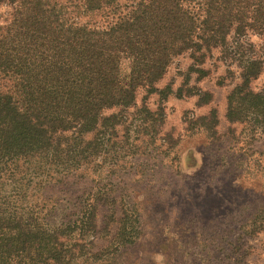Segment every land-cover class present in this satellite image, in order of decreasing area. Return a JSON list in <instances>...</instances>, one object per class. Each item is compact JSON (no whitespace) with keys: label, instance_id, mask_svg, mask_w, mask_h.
<instances>
[{"label":"trees","instance_id":"1","mask_svg":"<svg viewBox=\"0 0 264 264\" xmlns=\"http://www.w3.org/2000/svg\"><path fill=\"white\" fill-rule=\"evenodd\" d=\"M0 7V264H71L87 246L84 236L113 221L119 242L133 241L134 219L127 210L115 219L107 193L85 195L75 216L60 222L40 199L92 174L97 181L118 128L133 115L141 125L158 116L144 100L136 106L137 90L166 97L172 88L157 83L176 56L188 52L198 78L214 49L237 61L225 117H251L264 133V87L251 86L264 70V0H0ZM76 12L101 22H81ZM122 59L130 61L127 77ZM190 93L199 104L211 100L207 91ZM198 120L216 134V110ZM99 206L110 208L103 228Z\"/></svg>","mask_w":264,"mask_h":264},{"label":"rangeland","instance_id":"2","mask_svg":"<svg viewBox=\"0 0 264 264\" xmlns=\"http://www.w3.org/2000/svg\"><path fill=\"white\" fill-rule=\"evenodd\" d=\"M76 14L81 22H101L98 14ZM248 38L261 43L251 33ZM192 63L188 52L172 59L157 83L172 88L166 97L138 88L136 106L144 100L158 116L141 125L133 115L128 133L118 128L113 157H106L97 181L92 174L83 184L42 192L40 205L56 222L75 216V202L96 191L113 197L115 219L121 210L134 219L133 241L120 243L113 221L94 238L84 236L87 246L71 264H264V133L251 117L234 123L225 117L226 96L239 80L237 61L214 49L198 66L208 72L201 78L189 70ZM129 71L130 61L122 59L121 76ZM251 86L264 87V70ZM196 90L209 92V103L199 104L190 93ZM211 109L218 118L215 135L198 120ZM109 211L98 207V228L109 222Z\"/></svg>","mask_w":264,"mask_h":264}]
</instances>
